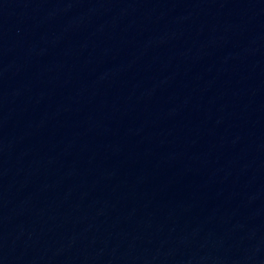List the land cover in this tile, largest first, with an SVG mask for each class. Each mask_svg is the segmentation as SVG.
Listing matches in <instances>:
<instances>
[{
	"label": "water",
	"instance_id": "water-1",
	"mask_svg": "<svg viewBox=\"0 0 264 264\" xmlns=\"http://www.w3.org/2000/svg\"><path fill=\"white\" fill-rule=\"evenodd\" d=\"M0 264H264V0H0Z\"/></svg>",
	"mask_w": 264,
	"mask_h": 264
}]
</instances>
